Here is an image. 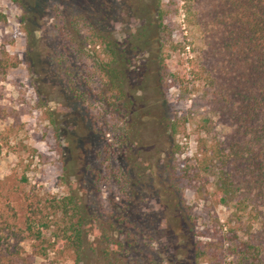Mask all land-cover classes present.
Masks as SVG:
<instances>
[{"label": "trees", "instance_id": "obj_1", "mask_svg": "<svg viewBox=\"0 0 264 264\" xmlns=\"http://www.w3.org/2000/svg\"><path fill=\"white\" fill-rule=\"evenodd\" d=\"M182 2L204 46L189 69L203 105L229 132L213 143L197 137L192 157L174 158L186 119L164 100L173 75L160 9L151 20L129 9L112 33L93 16L49 4L52 65L99 143L94 200L63 177L59 195L26 190L22 175L0 180V264L24 260V242L33 257L65 251L75 264H264V0ZM20 5L28 18L33 6ZM145 135L163 141L151 149ZM184 189L229 211L218 245L196 231Z\"/></svg>", "mask_w": 264, "mask_h": 264}, {"label": "rangeland", "instance_id": "obj_2", "mask_svg": "<svg viewBox=\"0 0 264 264\" xmlns=\"http://www.w3.org/2000/svg\"><path fill=\"white\" fill-rule=\"evenodd\" d=\"M16 1L0 0V14L4 16V21H0V180L22 175L26 190L59 195L65 188L63 177L83 198L88 195V199L94 200L89 193L92 188L89 173L98 166L95 151L99 143L89 129L85 108L66 92L63 76L52 65L49 33L54 18L49 4H56L64 14L93 16L112 33H118L119 24L129 21V9L140 8L137 18L150 20L158 16L160 9L166 28L165 64L169 75H173L166 82L170 87L164 100L169 114H182L186 119L184 134L174 139L179 147L174 158L181 162L192 157L197 137L213 143L229 132L203 105L202 86L194 82L189 69V59H196L204 46L198 28L185 22L182 0ZM20 3L33 6L28 18ZM29 20L32 24L27 36L25 24ZM170 45L177 47L173 49ZM146 56L142 53L137 63L142 64ZM12 64L15 67H10ZM148 136L144 137L151 149L163 141ZM182 194L192 215L198 218L196 231L201 235L208 233V238L218 245L215 241L226 236L229 211L212 200L205 203L197 200L190 189H184ZM20 247L24 260L16 264H75L69 252L49 251L33 257L30 243L24 242ZM221 254L224 255L223 248ZM228 259L225 257L223 264ZM199 264L207 263L201 260Z\"/></svg>", "mask_w": 264, "mask_h": 264}]
</instances>
